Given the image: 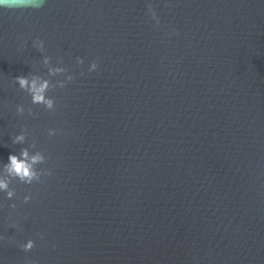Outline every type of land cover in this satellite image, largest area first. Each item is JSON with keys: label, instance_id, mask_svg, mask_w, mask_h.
I'll return each instance as SVG.
<instances>
[{"label": "clouds", "instance_id": "clouds-1", "mask_svg": "<svg viewBox=\"0 0 264 264\" xmlns=\"http://www.w3.org/2000/svg\"><path fill=\"white\" fill-rule=\"evenodd\" d=\"M44 0H18L13 5L5 4L6 7H31L39 8L42 7ZM148 12L151 14L152 19L156 21V26H160V21L156 17L155 12L152 9L151 4L148 5ZM33 47L40 52L45 51L44 41L37 38L33 42ZM43 64L48 66L47 71L49 76L56 77L63 75L64 79L57 80L55 83L49 79L38 76L35 74L31 75H19L13 78L15 84L19 86V89L27 93L31 97V103L33 105H43L48 111H55L56 104L55 98L50 97L47 93L57 87L64 88L68 83L74 81L75 77L69 74L68 69L65 67L53 66L51 63V57L45 55L43 57ZM58 64H63L62 58H57ZM77 65L82 66L84 60L81 57L76 58ZM99 68L98 60H93L88 68V72L91 73ZM81 75H84L83 69H81ZM25 109L23 105L16 106V112L18 115H23ZM29 115H35L32 109L28 110ZM27 129L22 131L12 138L13 144H23L26 141ZM54 129H49V135H55ZM36 147L35 143L31 145ZM46 156L41 151H36L34 154L29 153L27 147L21 148L19 154H10L8 162L3 165L4 175H0V192L6 193V198L11 200L16 196V190L14 187H10L13 181H19L22 184L31 185L34 182H40L43 175H51V172L47 169H39L38 165L46 163ZM31 200L30 196H24V203H28ZM11 208L15 209L17 205L15 203L10 205ZM42 238V237H41ZM24 252H29L35 247V241L28 239L25 243L19 245ZM26 264H32V261H26Z\"/></svg>", "mask_w": 264, "mask_h": 264}]
</instances>
